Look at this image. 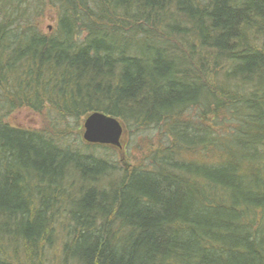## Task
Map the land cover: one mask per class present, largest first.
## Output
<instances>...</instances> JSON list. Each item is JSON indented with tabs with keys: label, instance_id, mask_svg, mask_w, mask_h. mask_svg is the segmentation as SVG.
Returning <instances> with one entry per match:
<instances>
[{
	"label": "trees",
	"instance_id": "obj_1",
	"mask_svg": "<svg viewBox=\"0 0 264 264\" xmlns=\"http://www.w3.org/2000/svg\"><path fill=\"white\" fill-rule=\"evenodd\" d=\"M0 264H264V0H0Z\"/></svg>",
	"mask_w": 264,
	"mask_h": 264
},
{
	"label": "water",
	"instance_id": "obj_2",
	"mask_svg": "<svg viewBox=\"0 0 264 264\" xmlns=\"http://www.w3.org/2000/svg\"><path fill=\"white\" fill-rule=\"evenodd\" d=\"M126 131V126L120 119L95 111L84 118L82 139L88 144L108 145L124 153Z\"/></svg>",
	"mask_w": 264,
	"mask_h": 264
},
{
	"label": "rangeland",
	"instance_id": "obj_3",
	"mask_svg": "<svg viewBox=\"0 0 264 264\" xmlns=\"http://www.w3.org/2000/svg\"><path fill=\"white\" fill-rule=\"evenodd\" d=\"M53 25H54V21L52 17H48V19L44 22L45 28L47 27L51 29ZM9 121L14 125H18L21 127H27V128H39L43 126V117L26 108L13 112L9 117ZM83 121H84V118L82 120V124H83ZM80 133L82 136V128H81ZM141 135H145V134L141 133V134L131 135L128 131H126V135L124 137V142L126 145L124 146V149L126 148V153H121L120 151L121 156H122L121 162L123 166H128L132 163L138 162V160H136V157H141L142 155L141 149L146 148L147 143L153 140L154 141L156 140V137H151V138L142 140L140 139L142 137Z\"/></svg>",
	"mask_w": 264,
	"mask_h": 264
}]
</instances>
